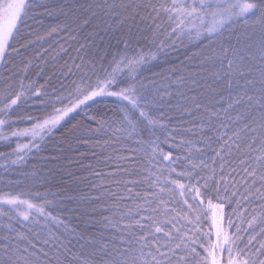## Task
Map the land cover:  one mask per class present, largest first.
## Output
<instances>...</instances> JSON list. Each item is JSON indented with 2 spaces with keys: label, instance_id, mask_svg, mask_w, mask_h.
Returning <instances> with one entry per match:
<instances>
[{
  "label": "snow or ice",
  "instance_id": "snow-or-ice-1",
  "mask_svg": "<svg viewBox=\"0 0 264 264\" xmlns=\"http://www.w3.org/2000/svg\"><path fill=\"white\" fill-rule=\"evenodd\" d=\"M0 264H264V0H0Z\"/></svg>",
  "mask_w": 264,
  "mask_h": 264
},
{
  "label": "trees",
  "instance_id": "trees-1",
  "mask_svg": "<svg viewBox=\"0 0 264 264\" xmlns=\"http://www.w3.org/2000/svg\"><path fill=\"white\" fill-rule=\"evenodd\" d=\"M61 131H63V129H61ZM59 134H60L59 132H58V133H56V136H57V137H59Z\"/></svg>",
  "mask_w": 264,
  "mask_h": 264
}]
</instances>
